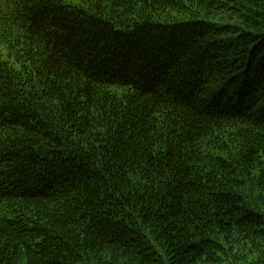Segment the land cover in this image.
Here are the masks:
<instances>
[{
  "label": "trees",
  "instance_id": "obj_1",
  "mask_svg": "<svg viewBox=\"0 0 264 264\" xmlns=\"http://www.w3.org/2000/svg\"><path fill=\"white\" fill-rule=\"evenodd\" d=\"M0 264H264V0H0Z\"/></svg>",
  "mask_w": 264,
  "mask_h": 264
}]
</instances>
